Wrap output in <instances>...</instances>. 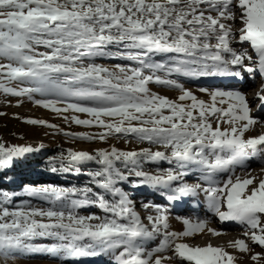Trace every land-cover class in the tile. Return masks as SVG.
Wrapping results in <instances>:
<instances>
[{"label":"snow or ice","instance_id":"snow-or-ice-1","mask_svg":"<svg viewBox=\"0 0 264 264\" xmlns=\"http://www.w3.org/2000/svg\"><path fill=\"white\" fill-rule=\"evenodd\" d=\"M237 20L242 25L238 40L249 42L255 56L247 49L237 52L230 46V40L237 38L232 30ZM155 54L182 58L154 62ZM96 58L125 59L136 66L117 64L110 69L96 63ZM158 72L166 75L161 77ZM174 73L186 78L231 76L239 80L244 79L242 73L253 78L258 73L264 78V0H0V92L29 100L39 94L41 98L33 100L35 105L57 115L69 110L87 114L91 119L75 115L70 119L77 125L107 130L98 137L65 135L103 142L114 132L165 149L120 151L113 147L94 154L69 150L61 155L59 170L85 174L89 183L82 187L26 186L25 194L48 202L47 208L24 205L10 210L5 206L10 194L0 192V264H9L26 253L74 261L111 254L115 264L173 260L234 264L235 257L222 248L180 242L202 232L208 223L205 219H184L183 232L168 231L167 210L145 203L146 210L154 211L145 225L128 193L117 186L131 176L138 178L131 182L133 187L167 189L162 194L168 201L202 190L221 223H238L251 244L264 248V179L254 185V178L229 176L222 186L214 179L217 173L243 167L264 151L258 147L264 145V134L245 138L264 120L250 115L246 94L240 88H202L211 99V104H206L179 81L167 78ZM151 82L181 94L173 101L151 93L147 87ZM257 95L264 109V88ZM184 101L191 103L185 105ZM217 103H227V108ZM165 109L169 114H164ZM210 118H215V127ZM25 122L57 127L44 120ZM222 124L228 127L222 128ZM32 151L30 146L0 143V169ZM161 160L175 163L176 170L157 169L156 174L144 170V163ZM87 162L100 167L82 173L78 165ZM187 165L201 166L208 187L200 183L173 187V182L188 174ZM105 193L113 199H107ZM90 206L105 215L77 212ZM157 237L160 240L155 247H144L146 241ZM38 239L53 242L34 243ZM232 247L241 253L250 251L245 239L236 240ZM260 258L259 253L251 256L253 261Z\"/></svg>","mask_w":264,"mask_h":264},{"label":"rangeland","instance_id":"rangeland-1","mask_svg":"<svg viewBox=\"0 0 264 264\" xmlns=\"http://www.w3.org/2000/svg\"><path fill=\"white\" fill-rule=\"evenodd\" d=\"M239 27H240L239 25L233 26L232 30L238 29ZM109 47L111 48L112 51H116V48L114 46H109ZM39 51H45V49L40 48ZM179 58L177 57V59ZM95 62L105 67H108L110 69L114 65H117V64L136 66L134 61H128L125 59H119V61L118 60L110 61V59L108 58H105V59L96 58ZM157 75L164 77L166 74L163 72H158ZM167 78L175 79L179 81L187 89L192 91V93L198 99L204 100L206 104H211V99H210L209 94L207 92L200 91V89L202 88H198V87L190 85L188 82H186L187 80L186 77L173 74L172 76L167 77ZM260 78L261 77H259V79ZM5 83H7V81H5ZM12 86H15V83H13ZM28 86H31V85H28ZM147 87L149 88L151 93H155V94L167 97L173 101H177V98L181 94L179 90L173 89L166 85L156 84L154 82L149 83ZM205 89L215 90L217 88H205ZM39 98H41L39 94H33V100L39 99ZM33 100H29L26 96L25 97H14L10 95H5L3 92H0V113H3V115H0V143H3L4 145H8V147L30 146L34 149V151L30 153H26L21 157L14 158L7 168L0 169V192H7L10 194V197H11L10 202L5 205L10 210H16L18 206H24V205H28L31 207H37V208L50 207L48 202L40 198H37V197L26 195L25 194L26 186L39 187L41 185H55V186H61V187H71V186L82 187L89 183L90 178L85 174L76 175V174H73L72 172H63L59 170L60 169V157L62 154L66 155L69 150L87 151V152L94 154L96 150L98 149L110 151L113 147H115L116 149L120 151H140L141 149L145 147H150L153 151H165L164 148L159 147L157 145H150L148 142H137L131 136L125 137L122 134H116L114 132L110 133L103 142L99 138H95L92 140H85V139L76 138V135H65V133H71V134H87L93 137H98L99 134L107 130L100 128L98 126L77 125L74 122H72L70 119L74 115L78 117L79 119H91V117H89L87 114L74 113L71 110H69L67 113H62L60 115H57L56 113L50 110H46L40 106L35 105L33 103ZM182 103L187 105V104H190L191 101H184ZM217 106L227 108V103L222 104V105L217 103ZM164 114L165 115L169 114L166 109L164 110ZM65 115L69 117L68 120H65L63 118V116ZM27 119L44 120L50 124L56 125L57 127L50 128V127H45V126H40V125L28 124L25 122ZM104 119L108 121L110 118H104ZM210 119L213 123V126L215 127V118H210ZM222 125H226V124H222ZM162 161L167 165L166 166L167 169L172 168L173 170H176V167H172V166L170 167V165H168V162L164 160L157 161L155 163H152V162H148V163L156 164ZM250 163L252 162L251 161L249 162L247 160L245 162V165L250 164ZM86 164L93 165L92 166L93 168L91 170L85 169L84 166ZM78 166L81 168L82 173L95 171L100 167L94 162H87V163H84ZM117 166H120L119 162H117ZM53 167L57 168V171L53 172L51 170ZM143 168L146 171L156 174L155 172L157 170L153 168L151 169L150 167H148L147 163L143 164ZM258 168H261V167H258ZM193 169H194V165H193ZM245 172L247 175L245 179L251 177L250 172L248 171H245ZM230 173L231 172L228 171V173L226 174L225 181L228 179V176H230ZM222 178H223L222 176L214 178L217 185H220ZM137 179L138 178H136L135 176H131L129 177L128 181L120 182L118 183L117 186L126 190L127 193H134V190L136 187H133L131 182ZM181 183H187L189 185H195L197 183H200L203 187H208V184L203 185L201 181H198V179L196 181L183 180ZM94 190L97 192L103 191L100 189H94ZM105 196L109 200L113 199L107 193H105ZM133 196L137 197L141 195L137 194ZM131 200L133 202L131 206L132 207L136 206L137 201L135 200V198H131ZM143 201L144 199L143 197H141V199L139 200V203H143ZM206 202L207 200L205 199L201 200V203H203V206L205 207L208 205ZM154 205H159V204L157 202ZM77 212L80 215H88V214H96L100 216L105 215V213H103L102 210H100L97 207H94L93 209H89L88 211H81V210L78 211L77 210ZM212 212H211L210 218H213L215 216L214 212L213 213ZM143 214L144 216H143L142 221L145 225H147L148 221L146 218L150 214L154 215V211L151 208L147 210L144 209ZM166 214L168 216V220H167V223L169 225L168 231H173L174 224L170 222V219L172 217L173 218L177 217L175 219L176 223L177 221L181 219H189L195 222L198 219H205L201 217L202 216L206 217L207 213L199 212L198 216L194 218L186 217L184 214H181V216H175V217L170 212H167ZM207 221L208 223L206 227L214 230L215 224L213 225L209 220ZM177 229L179 230V232H183L185 230V225L178 224ZM199 237H200V240L206 239L207 241L208 239L207 234H203V235L201 234ZM159 240L157 241L155 245H153V247H155L159 243ZM218 240H219L218 238H212L210 242L212 241L216 242ZM52 242L53 241L50 239H38L34 241V243H44V244H49ZM181 242L187 243L191 246H195L194 241H192L189 237H184L181 240ZM249 246H250V251L244 252V253L239 252L233 247L227 250L228 253H230L232 256L235 257L234 264H264V248H261L260 246L255 245V244L253 245L249 244ZM257 253L261 255V258L258 261H253L251 259V256ZM169 255H171V253ZM106 257L107 259H111L113 256L109 254ZM9 264H68V262H61L60 260L48 254H44L43 256L34 257L26 253V254L18 256L14 260H11ZM163 264H179V263H176L174 261H164ZM183 264H190V263H183Z\"/></svg>","mask_w":264,"mask_h":264},{"label":"bare ground","instance_id":"bare-ground-1","mask_svg":"<svg viewBox=\"0 0 264 264\" xmlns=\"http://www.w3.org/2000/svg\"><path fill=\"white\" fill-rule=\"evenodd\" d=\"M236 25H239L240 27H242V25L240 24L239 20H237L233 24V26H236ZM233 33H235L237 38L230 40V46L234 50H236L237 52H240V51H242L244 49H247L249 54L255 56V53L251 49L249 42H244V43H240L239 42V40H238V36H239L238 29L233 30ZM214 43H215V40H213V44ZM156 56L157 57H162L164 59V61H165V59H167V58L169 59L170 57H175V58L178 57V56H176V54H155V58H156ZM152 58H153V61H154V57H152ZM117 60L119 61V59H117ZM166 63H168V62H166ZM245 63H247V61ZM242 75L246 79V81L245 82L238 81V82H235L234 85L240 87L242 90H248V91H253V92L256 91L255 95L253 96V98L251 100H248L249 105H250V109H251L250 115L256 117L258 120H264V109H262L261 102L258 99V95H257L258 93L261 92V89L259 87H257V80L259 79L260 76H259L258 73L255 75L254 78L253 77H249V74H247V73H242ZM223 78H224V76L199 77L198 78L199 80H197V81H199V82H209L210 80L211 81H216V80H220L221 81ZM260 82H264V78H262L260 80ZM188 83L190 85L198 87V88H214L213 86H209V85H205V86L195 85L194 83H191L189 81H188ZM232 86H233V84H232ZM221 127L222 128H227L228 125L227 124L226 125H221ZM260 128L261 129L263 128V129L261 130ZM261 134H264V124H257L255 126H253V128L245 134V138L247 139L249 137H255V136H258V135H261ZM258 147L260 149L262 148L261 150H264V145H260ZM206 151H207V149H206ZM248 161L252 162V163L249 164V166H247L246 168L238 167V170L235 171L233 174H230V176L233 177V179H235L236 177H239L241 180H243L247 176L245 171H248V172H250V175H251V177H249V178H254V185L258 184L260 180L264 179V151H262L261 154L256 155L254 158H252V159H250ZM92 166L93 165H91V164H86L84 166V168L88 169V170H91L93 168ZM147 166L150 167L151 169L153 168V169H156V170L157 169H167V167H166L167 165L163 161L160 162V163H156V164L147 163ZM188 166L191 167L192 165H187V167ZM258 167H261V168H258ZM227 173L228 172H223L222 173V177L223 178H222V180L220 182V186L223 185V183H224V181L226 179V174ZM197 179H199V178L196 177V176H193V174L188 173L187 175L184 176V178L182 180H178V181L173 182V186L175 187V185L181 183L183 180L196 181ZM22 184H21V186H22ZM142 187H145V186H137L135 188V190H134V194L135 193H139L140 192V188H142ZM160 189L161 190H167L165 188H160ZM147 195H150V194H147ZM156 195H157V193H156ZM195 195H197V193ZM157 197H158V195L155 197V199ZM205 199H206V197H205ZM186 200H189V197H187ZM186 200H185L184 197H181L179 200L171 201V202H174V206H175V208H172L174 217L175 216H181V214H183V212L181 211V205H179L178 203L185 204ZM93 208H94V206L86 207V209H82V211H88L89 209H93ZM225 209H223V210H225ZM204 212L207 213L206 217L202 216L201 218H205L206 220H209L213 225L215 224V229L216 230L214 229V231L215 232H219L221 234L220 235H215L212 232L208 231V229H209L208 227H205V229L202 232L189 237L192 241H194L195 246L206 247L208 245H211L213 247H219V248H222V249L227 251L229 248L232 247V244L238 239H245L251 245V243L247 240V238L243 236V229H242L241 225H239L238 223H236L234 221H225V222L221 223L219 221V218H218L217 215H215L213 218H210L212 210L209 209L208 205L205 207ZM195 216L197 217L198 213ZM176 218L172 217L170 219V222H172L174 224L173 231L179 233V230L177 229V226H178V224L179 225L183 224V220L184 219H181V220L177 221V223H176V221H175ZM201 234L202 235L203 234H207L208 235L207 241H206V239L205 240H200L199 236ZM159 238L160 237H157L155 240L146 241L144 243V247L145 248H152L153 245H155L157 243ZM212 238H218L219 240L216 241V242L212 241L213 242L212 243V242H210V240ZM168 254H170V252ZM29 255L30 256H34V257H38V256H43L44 254L43 253H32V254H29ZM107 255H109V254H103V255L97 256V257H89L88 259H90V260H88L87 258H82L79 261L65 260L62 257H59V258L58 257H54V258L60 260L61 262H67L68 261V264H70V261L71 262L81 263V264H100L99 261L97 262V261H95V259L98 258L100 261H106V259H107L106 256ZM109 261H110L109 264H115V259L114 258L110 259ZM173 261L176 262V263H179V264L190 263L188 261H183V262H181L179 260H173Z\"/></svg>","mask_w":264,"mask_h":264},{"label":"trees","instance_id":"trees-1","mask_svg":"<svg viewBox=\"0 0 264 264\" xmlns=\"http://www.w3.org/2000/svg\"><path fill=\"white\" fill-rule=\"evenodd\" d=\"M6 147H8V145H5Z\"/></svg>","mask_w":264,"mask_h":264}]
</instances>
